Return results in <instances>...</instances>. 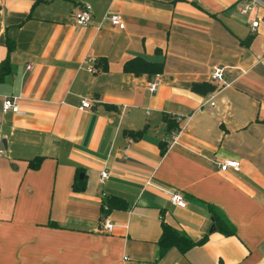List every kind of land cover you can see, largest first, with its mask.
<instances>
[{
	"label": "crops",
	"instance_id": "0c3cea01",
	"mask_svg": "<svg viewBox=\"0 0 264 264\" xmlns=\"http://www.w3.org/2000/svg\"><path fill=\"white\" fill-rule=\"evenodd\" d=\"M241 2L0 0V264H264V20L251 31ZM133 57L159 63L154 91L123 70ZM162 224L193 244L158 255Z\"/></svg>",
	"mask_w": 264,
	"mask_h": 264
},
{
	"label": "built area",
	"instance_id": "2783aa9c",
	"mask_svg": "<svg viewBox=\"0 0 264 264\" xmlns=\"http://www.w3.org/2000/svg\"><path fill=\"white\" fill-rule=\"evenodd\" d=\"M238 13L240 15H246L251 9L254 10L253 16L247 21L248 26L251 31H254L259 23L264 20V0H245V2L238 3ZM73 22L75 25H84L90 18L89 7L84 5L79 9L75 10L72 13ZM106 22L109 23L110 26L116 28H123V21L121 16L117 12H109L105 16ZM87 61L90 63L94 61V58H87ZM26 69H30V63L26 64ZM85 69L88 72H94V67L89 64L85 66ZM225 66L221 64H214L211 66L208 80L214 86H219L223 81V73ZM159 74L155 73L151 76V78L147 82V89L149 91H154L158 84ZM211 94V93H210ZM211 98V95H209ZM212 104V101H210ZM90 103L86 98H82L78 104V108L81 110L89 108ZM1 111L2 112H12L15 113L18 111V105L15 101V98L12 96H4L1 102ZM176 119L179 121L182 118L177 116ZM178 136V129L173 130L171 132L169 139L170 142H174ZM218 170L226 171L227 169H231L233 171H237L239 169V162L235 159L227 158L222 160L217 165ZM99 180H104L108 176V171L102 169L99 171ZM169 201L173 206L183 208L185 206V202L183 200L182 194L175 188H170L168 190ZM108 210V206L106 203H101V216L99 220V227L102 231L109 232L113 226V223L106 215V211Z\"/></svg>",
	"mask_w": 264,
	"mask_h": 264
},
{
	"label": "trees",
	"instance_id": "16d2710c",
	"mask_svg": "<svg viewBox=\"0 0 264 264\" xmlns=\"http://www.w3.org/2000/svg\"><path fill=\"white\" fill-rule=\"evenodd\" d=\"M5 60L0 63V77L4 74L5 72ZM123 70L125 72H130L132 74L138 75L141 73H147L148 75H153L154 73L159 72L160 70V65L159 63L151 62L148 61L144 58L141 57H133L132 59L127 60L123 64ZM208 89H214L212 86H209ZM264 122V119H263ZM176 126L175 124H171L168 122L167 129H175ZM161 151L162 149V143L160 145ZM36 163V162H35ZM35 163H30V166H35ZM82 184L77 183L73 185L74 189H80ZM122 200L117 198V197H108L104 203L107 204L108 210L111 209L112 207H119L123 208L124 205L121 202ZM117 202V203H116ZM123 206V207H122ZM213 216V220L217 219L218 216L214 213L213 208H210ZM223 231L232 233V228L228 227V229H223ZM202 241V239H201ZM193 242H191L188 238L185 236L178 234L177 231H175L173 228L166 224L161 225V232L160 235L157 239L156 245H157V253L158 255L162 254L167 248H170L172 246L176 247L180 251H183L187 249L189 246H191Z\"/></svg>",
	"mask_w": 264,
	"mask_h": 264
},
{
	"label": "water",
	"instance_id": "95a60500",
	"mask_svg": "<svg viewBox=\"0 0 264 264\" xmlns=\"http://www.w3.org/2000/svg\"><path fill=\"white\" fill-rule=\"evenodd\" d=\"M211 229V228H210Z\"/></svg>",
	"mask_w": 264,
	"mask_h": 264
}]
</instances>
